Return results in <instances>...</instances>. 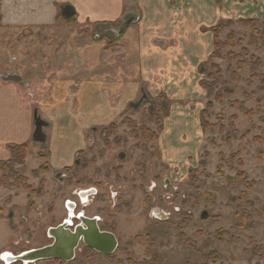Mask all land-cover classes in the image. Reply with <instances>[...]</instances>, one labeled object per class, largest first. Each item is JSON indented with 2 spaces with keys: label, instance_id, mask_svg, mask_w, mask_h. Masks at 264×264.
Masks as SVG:
<instances>
[{
  "label": "rangeland",
  "instance_id": "1",
  "mask_svg": "<svg viewBox=\"0 0 264 264\" xmlns=\"http://www.w3.org/2000/svg\"><path fill=\"white\" fill-rule=\"evenodd\" d=\"M131 2L138 5L137 0ZM220 4L222 10L232 14L193 13L190 30L194 38L192 41L196 42L199 40L198 29L204 24L215 20L214 23H222L217 35L221 46L219 55L207 57L205 66L203 62L197 67V76L210 81L208 74L212 72V64L216 65L213 73H220V81L212 85L211 96L200 84L201 89L193 92L194 96H181L186 99L194 97L193 103L199 104V120L201 111L210 102L205 128L200 123L196 129L192 126L194 120L186 122L184 127H192H180L176 131L187 137H179L178 140L172 137L175 140L173 144L179 142L178 147L170 149L167 155L163 148V131L168 117L179 112L190 115L191 110L186 111L183 107L191 101L183 100L180 104L176 98L181 97L152 96L140 90L141 94L135 97L134 102H129L134 103V107L128 103L114 114L106 112L99 119L100 122L108 120V123H114L112 134L107 131L109 140L103 143L99 137L101 133H97L92 150L82 142L85 148L80 154V167L73 165L74 171L63 182L60 180L63 176L59 175L61 170L57 168L40 173L37 178L31 175V170L43 163L39 155L46 154L47 149L29 142V151L22 165L16 163L14 168L16 172H22L34 188L39 187L42 180L45 186L41 194L29 197L21 186L12 185L10 181H15L14 176H8L5 184H0V264H8L2 256L6 251L17 255L49 243L51 238L47 236V228L66 216L64 201H77L75 192L90 186L96 187L97 194L90 197L91 202L85 209H80L89 216L99 214L104 222L112 223L109 227L114 230L119 249L130 237L148 234L156 244L153 252L158 260L161 259L159 263L163 259V264H201L203 254L180 242L178 231L169 224L175 222L202 251L206 245L225 255L226 259L220 264H264V213L259 211L264 207V15H234L240 8L236 0H221ZM249 18L256 20L250 23L241 20ZM95 29L98 31L91 23L67 27L60 20L47 28L23 29L10 27L0 20V74L14 66V71H21L31 79L33 74L30 69L40 68L45 60L43 57H53L55 62L58 55L79 50L74 45L78 46L76 42L80 41L90 45L87 49L82 47L81 52L103 58L104 47L115 50L121 40L107 44L106 40L99 41V37L92 43ZM206 30L211 32L214 46L215 34L210 28ZM97 43L104 47L100 48L95 45ZM91 56L88 59L93 63L95 59ZM14 59H17L16 64ZM89 64L86 63L87 68ZM129 74L134 76V72ZM35 75L31 81L36 87L31 86L30 91L38 95L43 80L39 73ZM116 75L113 74V82L124 80V75L115 79ZM96 80L104 83L106 77ZM143 94L146 97L141 101ZM5 99L8 102L7 111L0 103V137H10L11 127L20 129L22 116L32 103L21 87L19 92H11ZM84 100L82 95L79 104L83 113ZM67 104L71 108V101L67 100ZM142 116L145 121L155 119L154 124L147 123L145 126V134L154 133L155 139L153 135L142 139L132 134L134 131L131 129L141 125ZM32 117L33 113L31 128ZM86 117V114L78 115V129L85 125ZM125 118L131 121L123 123ZM192 128L198 131V136H192ZM45 132H49L48 127ZM27 139L31 141L30 134ZM7 144L2 146L10 153ZM180 148L184 151L180 152ZM121 152L124 153L123 159L118 157ZM84 162H87L86 166H83ZM1 175L0 167V178ZM247 183L254 184L247 191L250 202L241 197ZM114 193L116 199L113 202ZM115 204H119L120 208L117 215L113 209ZM203 211L208 213L205 218L200 217ZM215 219L218 226L213 222ZM237 224L242 228H238ZM219 228L224 231L223 237L220 234L221 241H217ZM85 247L79 246L76 256ZM147 248V242L135 243L129 252L135 261L149 260ZM126 254H117L113 260L95 264H118L115 260H126ZM16 262L10 264H20ZM68 262L40 260L36 264Z\"/></svg>",
  "mask_w": 264,
  "mask_h": 264
},
{
  "label": "crops",
  "instance_id": "2",
  "mask_svg": "<svg viewBox=\"0 0 264 264\" xmlns=\"http://www.w3.org/2000/svg\"><path fill=\"white\" fill-rule=\"evenodd\" d=\"M131 1L134 0H0L2 23L23 29L48 27L54 24L58 7L65 4L74 8L79 25L122 22L124 16L128 15L125 13L129 11L138 15V20L129 24L119 35L116 41L121 42L115 50L112 47L105 48L100 43L95 44L100 48L104 47L103 58L81 52L82 47L87 49L90 45L89 42L84 44L86 41H82L84 43L80 41L76 42L79 43L78 46L74 45L79 50H74L77 58H72L73 61L67 55H63L64 58L56 57L55 62L53 57L46 58L47 60L43 57L45 60L40 68L30 69L31 74L39 73L40 79L43 80L38 90L40 94L36 99L27 97L32 103L22 116L20 129L11 127L10 137H0L1 160L10 158L9 151L2 145L30 142L27 137L32 132L30 119L34 109L33 103L38 106L42 117L49 121L47 146L50 155L47 161L53 169H59L70 165L75 153L84 148L85 144H82L80 137L83 128L90 124L108 122V120L100 122L99 119L103 118L106 112L114 114L115 111L122 109L123 105L130 101L134 102L135 97L141 94L140 90L152 96L161 94L172 98L189 94L187 98H190L195 95L193 92L201 89L197 67L205 62L207 57L209 58L214 49L209 34L211 32L206 28L213 27L218 21L204 24L200 29L201 31L205 29L204 32L198 29L199 40L195 42L192 41L194 38L190 31L193 13L211 12V15L217 16L220 13L222 15L232 13L221 9V0H137L138 5ZM236 1L240 8L234 15L263 17L261 15H264V0ZM94 42L96 41L92 40V43ZM90 56L95 59L93 63L88 59ZM86 63H90L89 68ZM132 72L133 77L129 74ZM113 74H117L115 79L124 75V80L113 82ZM33 75H30L31 79H34ZM104 76L106 77L104 83L96 80ZM130 78L132 81H129ZM19 86L0 80V103H3L4 111H7L8 104L5 96L11 92H19ZM82 95L85 96L84 113L79 104ZM176 99L180 104L183 100L191 101L183 107L186 111L187 109L191 111L190 115L187 112L169 115L163 131V148L167 155L170 149L176 150L178 147L179 142L173 144L172 141L178 140L179 137H187L186 134H178L176 130L193 120L192 126H196V129L200 125L199 104L193 103L194 97ZM67 100L71 101V108L68 107ZM84 114L87 115L85 125L78 129L77 117ZM191 132L192 136H198V131L194 128ZM172 137L175 140H172ZM183 151L184 149L180 148V152ZM218 253L221 254L219 251ZM223 259H226V256L221 254L218 262L209 264H220ZM232 259L234 261L235 258ZM160 261L161 259L157 264H163V259L161 263Z\"/></svg>",
  "mask_w": 264,
  "mask_h": 264
},
{
  "label": "trees",
  "instance_id": "3",
  "mask_svg": "<svg viewBox=\"0 0 264 264\" xmlns=\"http://www.w3.org/2000/svg\"><path fill=\"white\" fill-rule=\"evenodd\" d=\"M241 20L243 22L245 21L246 23H250V22H254L256 19L249 18V19H241ZM103 24L116 25V24H118V22L117 23L116 22L103 23ZM221 24L222 23H218L215 26L210 28L211 31H213V33L215 34L214 50L210 54V57L211 56H218L219 55L218 50H221L220 41L218 40V37H217V35L220 31V25ZM203 66H205V62L203 64ZM215 67H216V65L212 64V72H210V74H208L209 78L211 80L208 81L205 79H201L200 83H199L200 85H202L203 87H205L208 90V96L212 95V85H215L216 83H218L220 81V73H218V72L213 73L215 71ZM160 97H162V95H160ZM209 111H210V102L207 103V107L205 109H203L200 113V123H201V127L203 129L205 128L206 121H207V118L209 115ZM123 121H124L123 123H126L127 121H131V119L125 118V119H123ZM147 123L148 124H150V123L154 124L155 119H149L148 121H145L143 119V116H142V118L140 120L141 125H139V127L135 126L133 129H131L134 131L132 134H134L136 137L140 136L142 139H145V138L149 139L148 136L153 135V137L155 139L156 135L154 133H151V134L146 133L145 134V126ZM113 126H114V123H112V127ZM147 132H150V131H147ZM7 147L10 150V158L6 159V160H0V167L2 170V175L0 178V184H5V180L7 181L8 176H14L15 181L14 182L10 181L12 183V185L16 186V187L21 186L24 190H26L29 197L31 195L41 194V192L44 190V186H45V182L43 180L40 182L39 187L37 185V187L34 188L31 184L28 183V178L22 172L21 173L16 172V170L14 168V164H16V163L22 165V162L25 159L26 154L29 151L28 143H26V142L20 143V144L9 143V144H7ZM40 157L44 158V155H42ZM201 160H202V162L205 161L204 159H201ZM50 169H51V167H50L48 161H45L40 166L33 169L31 171V175L33 177L37 178L40 175V173H46L47 171L49 172ZM253 185H254L253 183H247L245 185V189L241 192V197L243 199H246L249 201L247 191H249V189ZM259 211H262V213H264V207ZM236 216H237V214L235 215V218H236ZM213 222L216 226H218V220L217 219H215ZM169 224L174 228V230L178 231V233H179L178 238L182 244H185V245L191 247L192 249H194L195 251L203 254L204 261L201 264L216 263L221 259V254H219L215 248L207 247L205 245L203 247L204 250L202 251V249L197 247V245L195 244V241H193L192 239L187 237L184 234V232H182V229L180 227L179 228L177 227V224L175 222H169ZM236 226L238 228H242V227L238 226V224ZM217 233H219L217 235V241H221L220 234H222V237H223V234H224L223 229L219 228ZM147 236H148V234L145 236H143L141 234H137V235L130 237L125 242V244L123 245L122 248H120V249L117 248L116 251L109 256H104V255L94 251L91 248H85L79 256L75 257L73 260H71L67 264H95V263H97L99 261H103V260H113L114 256H116L117 254L122 255V254H126V253H127L126 254L127 255L126 260L117 259L115 261L118 264H126V263L127 264H157L158 263V257L156 256L155 252H153L154 248L156 247V244L150 236H148V237ZM144 242H147L149 244V248L146 249V253L150 257V259L149 260L145 259V260H141V261H135L131 257L129 250L134 246L135 243H144ZM206 250H207V252H205ZM147 261H149V262H147ZM185 264H197V263H185Z\"/></svg>",
  "mask_w": 264,
  "mask_h": 264
},
{
  "label": "flooded vegetation",
  "instance_id": "4",
  "mask_svg": "<svg viewBox=\"0 0 264 264\" xmlns=\"http://www.w3.org/2000/svg\"><path fill=\"white\" fill-rule=\"evenodd\" d=\"M65 5H68V4H65ZM65 5H60L58 7L57 14H56V17H55V23L54 24H56L57 21L60 20L64 24V26H67V27L79 26V24L77 23V18H76L75 10H74V8L72 6L71 7H72L74 13H73V15L71 17L66 18V17H64L62 15V7L65 6ZM1 19H2V15H0V20ZM54 24H52V25H54ZM92 24L95 26V28H98V31H97V29H95V31H94V33L92 35V38H93L94 41H97V39L100 37L99 41L106 40V43L107 44H110L111 42L116 41L117 39H119L120 36H117V31L119 30V27L121 26L122 22H118V24H116V25L103 24V23H100V22H98V23L95 22V23H92ZM52 25H50V26H52ZM50 26H48V27H50ZM113 35H114V37H113ZM67 56L71 59V61H73L72 58L73 59H75V57L77 58L76 52H74V51L73 52H68V55ZM57 57L64 58L63 55H59ZM46 58H49V57H46ZM13 63L16 64L17 63V59H14L13 60ZM13 67L14 66H12V69L10 68V69H7L6 71H4L3 74H0V79H1V76H7L9 74H17V75H19L22 78V80L20 82H13V81H3L1 79V81L6 82V83H14L15 85H18V86L20 85L19 87H21L25 91V93H26V94L24 93L25 97H28V98H31V99H36L39 96V94L37 95V94L33 93L32 91H30V87L32 86L31 88H33V86H34V85H32L33 80L31 81V79H28L25 76V74L22 73L21 71L20 72H18L16 70L14 71V68ZM129 106L130 107H134V103H129ZM32 113H33V117H32V132H31V139H30L31 141L30 142L38 143V144L41 145V148L47 149V151H46L47 153L46 154L39 155V157L42 156V155H44V158H42V157H40V158L44 160L43 162H45V161H47V158L50 155L49 150H48V146H47L48 136H47V133L45 132L46 131V127H48V128L50 127L49 126V121L47 119H44L42 117L41 112H40L38 106H36L33 109V112ZM35 114L37 116H39L41 118V120H43L46 123V125L43 126V129H42L43 132L45 133V136H46V139H45V142L44 143L34 142L32 140V133L34 131L33 121H34V115ZM111 128H112V123L111 122L108 123L107 121L104 122V123H100V124H98V123H96V124H90L89 126H87V127H85V128L82 129V132H81V136L80 137L82 139V142H84V144L86 145L85 147L88 146V148L92 150V147H93L92 145L94 143V137H95V135L97 133H101V135L99 137H100V139L104 143L105 140H109L108 139L109 134H112ZM107 131H109L110 133L107 134ZM42 145H44V146L42 147ZM84 148L79 149L75 153L73 162L70 165H65L62 168L57 169V170H61V171H59V175L61 174L63 176V178L60 179V180H62V182L65 181L66 177L70 176V172H73L74 171V169H73L74 166L73 165H76V167H80V159H81V155L80 154L83 153L82 151L84 150ZM121 153H119V154H121ZM119 154H118V157H119ZM122 154L124 155V153H122ZM86 163L87 162L82 163L83 166H86ZM51 170H55V169H53L51 167L50 171ZM55 176L58 177V175H56V173H55ZM96 194H97L96 187L95 186H90V187L85 188L84 190H78V191L75 192V195H77V197H78V200L77 201H73L72 199H66L64 201V207H65V210H66V216L64 218H61V220L58 223H56V224H54L52 226H49L47 228V231H46L47 236L49 238H51V241L49 243H47V244H50L52 242V237H50L48 235V229L50 227H55V226H57V225H59L61 223H69L70 222V224H68L67 227L70 230H74L75 226L78 225L79 222H80V220L78 218L79 215H83V216H86V217H89V218H93V219L95 218L96 224L98 225V228H99L100 231H106V232H112V233H114V231L111 229V226L109 227V225L111 223L108 224L107 222H104V219L99 214H94L92 216H89V215H87L85 213L84 210H81L80 209V208L85 209L90 204V202H91L90 197L91 196L94 197ZM31 197H32V195H31ZM114 199H116V193H114V195H112V201L113 202H114ZM28 200H29V198H28ZM113 209L115 210V214L117 215V213H119L118 211L120 209L119 208V204L117 206L115 204L113 206ZM110 217H111V220H112V215ZM47 244H45V245H47ZM81 245L83 247L85 246L82 242H80L78 244V246L76 247V249H75V256L74 257L79 256L81 254V252L85 248H88V247L83 248L80 251V253H78V255L76 256L77 249ZM22 252H20V253H22ZM2 256H3V259L6 262H8V264H10V263H12V262H10V261H12L11 258L13 256H16V255H13L12 253L6 251V252H4L2 254ZM50 260H57V259H50ZM57 261H61V260H57ZM37 262H40V260L34 262L33 264H36ZM16 263H19V262H16ZM20 264H23V263L20 262ZM28 264H32V263H28Z\"/></svg>",
  "mask_w": 264,
  "mask_h": 264
},
{
  "label": "water",
  "instance_id": "5",
  "mask_svg": "<svg viewBox=\"0 0 264 264\" xmlns=\"http://www.w3.org/2000/svg\"><path fill=\"white\" fill-rule=\"evenodd\" d=\"M74 11L71 6L65 5L62 7V15L69 18L73 15ZM128 14V15H126ZM126 16L122 19V24L117 31V36L121 35L127 26L138 20V15L131 11L125 13ZM3 81L20 82L22 78L17 74H9L7 76H1ZM146 96L140 98L142 101ZM34 131L32 133V140L34 142L44 143L46 136L43 132V126L46 123L41 120L39 116L34 115ZM121 159L124 155L119 154ZM208 215L206 211H203L200 215L201 218H205ZM80 222L75 226L74 230H70L67 225L69 223H61L55 227L48 229V235L52 237L50 244L32 248L26 250L16 256H13L10 262H22L23 264L34 263L39 260L57 259L61 261H70L75 256V249L80 242L86 247L93 249L94 251L104 255H111L118 247V240L114 233L100 231L96 224L95 218H89L83 215L78 216Z\"/></svg>",
  "mask_w": 264,
  "mask_h": 264
}]
</instances>
